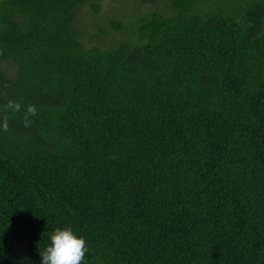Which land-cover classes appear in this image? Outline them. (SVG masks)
I'll return each instance as SVG.
<instances>
[{
	"label": "trees",
	"instance_id": "obj_1",
	"mask_svg": "<svg viewBox=\"0 0 264 264\" xmlns=\"http://www.w3.org/2000/svg\"><path fill=\"white\" fill-rule=\"evenodd\" d=\"M90 1L0 0V264L64 227L84 264H264V0H170L85 44Z\"/></svg>",
	"mask_w": 264,
	"mask_h": 264
},
{
	"label": "rangeland",
	"instance_id": "obj_2",
	"mask_svg": "<svg viewBox=\"0 0 264 264\" xmlns=\"http://www.w3.org/2000/svg\"><path fill=\"white\" fill-rule=\"evenodd\" d=\"M90 2L76 10L73 21V24L81 30V40L84 43L89 41L85 44L96 43L95 39L107 42V37L101 33H97L96 37L98 36V38H91L88 33L90 28L95 29L96 24L105 21L107 16L116 17L122 23L125 34L120 31L121 29L114 31H120L119 35H115L123 39L126 38V34L128 36L129 29L135 25L139 17L154 9L161 10L170 0H92ZM92 3L95 7L91 5ZM110 28L112 31L113 27Z\"/></svg>",
	"mask_w": 264,
	"mask_h": 264
},
{
	"label": "clouds",
	"instance_id": "obj_3",
	"mask_svg": "<svg viewBox=\"0 0 264 264\" xmlns=\"http://www.w3.org/2000/svg\"><path fill=\"white\" fill-rule=\"evenodd\" d=\"M5 107L16 113L21 111L22 105L10 100ZM36 114V107L28 105L23 118L25 127L30 125L29 118ZM0 131H9V121L6 116L0 119ZM49 241L43 250L39 249L41 264H84L88 252L87 241L84 237L78 236L71 227L55 229Z\"/></svg>",
	"mask_w": 264,
	"mask_h": 264
}]
</instances>
